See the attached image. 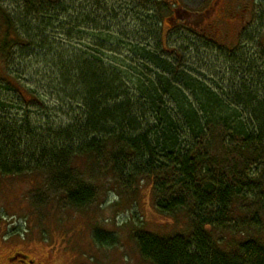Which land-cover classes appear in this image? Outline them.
<instances>
[{"label": "trees", "instance_id": "obj_1", "mask_svg": "<svg viewBox=\"0 0 264 264\" xmlns=\"http://www.w3.org/2000/svg\"><path fill=\"white\" fill-rule=\"evenodd\" d=\"M25 1L21 21L0 1V91L11 93L10 98L0 95V181L37 177L45 191L40 195L50 199L56 191L78 210L97 198L92 181L84 179L86 172L99 175L105 169L127 191L147 180L159 214L175 220L181 216L186 227L157 235L138 225L133 238L144 261L264 264V244L258 239L234 237L225 249L224 239L214 238L215 231L226 232L232 222L240 223L237 214L244 209L252 215L251 226L264 214V63L262 72L255 62L239 60L226 87L206 80L201 70L212 67L202 64L201 55L206 44L216 47L211 36L190 30L200 43L186 38L189 49L173 46L160 35L159 10L143 14L147 33L109 34V48L116 51L107 52L100 41L70 49L72 63L62 54L55 61L50 56L57 44L44 35L60 17L78 20L81 29L103 15L112 19L114 13L104 10V0H91L92 9H84L85 14L74 11L73 0ZM71 11L74 15L68 16ZM67 29L66 37L73 40L75 29ZM32 32L42 36L40 42L33 40ZM119 40L127 45L124 54L111 46ZM37 51L51 60L49 70L41 71L42 79L63 88L70 102L68 113L73 116L67 127L36 128L29 114L20 115L26 108L50 110L44 93H35L11 68L13 56L23 63ZM240 52L231 54L237 59ZM48 90L57 94L51 86ZM62 108L61 102L53 112L63 113ZM93 235L97 244L115 245L112 234L96 228Z\"/></svg>", "mask_w": 264, "mask_h": 264}, {"label": "rangeland", "instance_id": "obj_2", "mask_svg": "<svg viewBox=\"0 0 264 264\" xmlns=\"http://www.w3.org/2000/svg\"><path fill=\"white\" fill-rule=\"evenodd\" d=\"M0 1L14 20L23 19L27 9L25 0ZM158 1L160 2L104 0L102 7L105 11L114 13L112 19H106L103 15L99 20L92 19L95 20L92 25L79 26L81 29L77 27L80 23L75 18L76 14L74 19L77 21L74 23L63 20V16L60 17L62 21L55 23L53 28L44 35L50 42L57 44L50 58L56 57V61L57 54H62L66 56L63 60L68 62L70 49L79 50L90 47L94 43L100 44V41L107 52L116 51L109 48L107 39L111 34L117 37L122 31H126L131 36L137 35L138 32L147 33L143 30L147 27L142 26L143 14L149 12L153 15L159 10L162 23L159 27L160 35L164 40L168 39L173 46L174 44L183 45L187 46L185 49H189L190 44L185 42L186 38L200 43V38L191 34L190 30L194 32L204 30L211 36L210 41L215 43L216 47L211 46L210 43L206 44V49L201 55L202 64L212 67L210 71H207L205 66L201 70L206 80L214 79L226 87L232 81L236 70L235 64L239 60L255 62L262 71L260 64L264 63V0ZM70 4L78 13L85 14L84 9H92L91 0H73ZM176 11H178L179 19L174 17ZM72 15L74 14L71 11L68 16ZM68 23L70 26H66ZM69 27L75 29L73 33L77 34V36L71 35L72 38L75 37L73 40L65 35L70 30L67 29ZM81 30L84 33L78 37ZM95 32L100 34L95 37ZM31 35L35 38L34 41H41L42 36L38 38V34L33 32ZM120 40L127 41L122 37ZM120 40L118 44L111 46L122 50L124 54L123 51L127 45L122 44ZM58 46L65 49L58 50L56 49ZM227 49L229 51H226ZM236 49L241 51L236 56L237 59L231 54V51ZM35 54L31 56L33 58L29 57L31 59L27 58L28 60H24L23 63L13 56L11 68L22 77L23 81H27V83L24 81L27 86L37 91L35 93H44L43 101L50 110L46 112L42 109V112H37L33 108H26L20 115L29 114L32 125L36 128L40 124L44 127H67L72 122L70 118L73 116L72 113H68L70 102L63 88L41 77L42 70L43 72L45 69L49 70L47 67L51 63L48 59L49 55L44 52L40 54L39 51ZM72 62L71 59L68 63ZM28 64L30 67H27ZM56 81H59L57 77ZM47 86L54 88L57 94L52 95V91H47ZM10 94L0 91L1 96L9 95L8 98H10ZM61 102L63 113L53 112V109ZM82 168L85 170L84 167ZM108 173L105 169L99 175L92 171L86 172L84 179L87 182L92 181L90 184L95 187L97 198L91 205L78 210L67 206L62 201L63 196L56 191L51 192L50 199L40 195L39 191L44 190L41 186L42 182L37 177H28L29 180L25 177L1 180L0 264H22L20 261L25 259L20 256L14 259L16 254L25 255L26 259L32 260L34 264H149L141 257L133 238L137 226L141 225L145 231L153 234L167 235L184 229L186 224L184 220H181V216L175 220L159 214L155 207L150 181L141 180L142 182L134 186L135 191H127ZM244 210L243 213L237 214L238 218L241 217L240 223L232 222L229 231L214 232V238L224 239L223 248L229 249L226 244L234 237L243 238L249 235L264 244V214L257 216L260 221L257 226L254 224L251 226L252 215ZM244 217L247 218L245 222L242 221ZM96 228L112 234L116 240L115 245L102 246L95 243L93 234Z\"/></svg>", "mask_w": 264, "mask_h": 264}, {"label": "flooded vegetation", "instance_id": "obj_3", "mask_svg": "<svg viewBox=\"0 0 264 264\" xmlns=\"http://www.w3.org/2000/svg\"><path fill=\"white\" fill-rule=\"evenodd\" d=\"M171 1H177V0H171ZM174 14H175L174 17L179 19V17H178V11L174 12ZM18 256L22 257V259H25V260H22V261L19 260L22 264H34V262L32 260H30L28 258L26 259V256L25 255H20V254L17 255L16 254L15 257H14V259L17 258Z\"/></svg>", "mask_w": 264, "mask_h": 264}]
</instances>
